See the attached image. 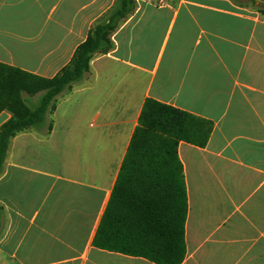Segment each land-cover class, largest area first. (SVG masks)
Returning <instances> with one entry per match:
<instances>
[{
    "label": "crops",
    "instance_id": "1",
    "mask_svg": "<svg viewBox=\"0 0 264 264\" xmlns=\"http://www.w3.org/2000/svg\"><path fill=\"white\" fill-rule=\"evenodd\" d=\"M135 1L116 17L117 0H0V63L46 79L114 20L112 49L59 99L50 134L11 140L0 264H157L94 246L147 99L213 125L206 146L178 147L181 264H264V1ZM11 118L0 111V128Z\"/></svg>",
    "mask_w": 264,
    "mask_h": 264
},
{
    "label": "trees",
    "instance_id": "2",
    "mask_svg": "<svg viewBox=\"0 0 264 264\" xmlns=\"http://www.w3.org/2000/svg\"><path fill=\"white\" fill-rule=\"evenodd\" d=\"M135 6V0H117L122 13L114 16L123 17ZM113 21L111 17L107 24L97 25L71 63L52 79L0 63V111L12 113L0 128V174L13 137L27 131L50 134L59 99L88 80L95 54L112 49ZM39 93L43 94L38 105L30 106L29 99ZM212 129L205 119L147 99L94 246L157 264L183 263L188 199L178 147L182 141L206 146Z\"/></svg>",
    "mask_w": 264,
    "mask_h": 264
},
{
    "label": "built area",
    "instance_id": "3",
    "mask_svg": "<svg viewBox=\"0 0 264 264\" xmlns=\"http://www.w3.org/2000/svg\"><path fill=\"white\" fill-rule=\"evenodd\" d=\"M166 0H156V3L159 2L161 5L165 4Z\"/></svg>",
    "mask_w": 264,
    "mask_h": 264
}]
</instances>
